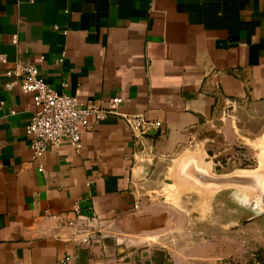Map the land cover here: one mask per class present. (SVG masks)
Listing matches in <instances>:
<instances>
[{
    "label": "crops",
    "instance_id": "1",
    "mask_svg": "<svg viewBox=\"0 0 264 264\" xmlns=\"http://www.w3.org/2000/svg\"><path fill=\"white\" fill-rule=\"evenodd\" d=\"M0 56V264H220L227 177L256 173L219 172L199 133L236 143L231 113L264 106V0H0ZM18 59L118 113L35 159ZM136 113L163 125L136 138Z\"/></svg>",
    "mask_w": 264,
    "mask_h": 264
},
{
    "label": "rangeland",
    "instance_id": "2",
    "mask_svg": "<svg viewBox=\"0 0 264 264\" xmlns=\"http://www.w3.org/2000/svg\"><path fill=\"white\" fill-rule=\"evenodd\" d=\"M231 115L239 128L236 143L228 144L222 133L208 125L200 130L199 136L208 139V151L219 172L231 175L240 168L250 169L256 177L261 175L262 184L257 187L228 185L226 231L212 230L209 237L226 239V253L218 260L220 264H264V175L261 174L264 146L260 149L250 141L264 134V106L248 103Z\"/></svg>",
    "mask_w": 264,
    "mask_h": 264
},
{
    "label": "built area",
    "instance_id": "3",
    "mask_svg": "<svg viewBox=\"0 0 264 264\" xmlns=\"http://www.w3.org/2000/svg\"><path fill=\"white\" fill-rule=\"evenodd\" d=\"M0 60L6 61L3 56ZM5 74L8 87L18 83L23 92L33 94L34 110L25 135L35 159L41 158L50 147L64 144L81 147L84 134L95 129L108 115L117 114L123 102L121 96H116L107 108L95 102L82 104L77 97L55 90L42 77L38 66L28 59H18ZM124 119L136 138L145 136L151 129L158 131L163 125L142 113L124 115Z\"/></svg>",
    "mask_w": 264,
    "mask_h": 264
},
{
    "label": "water",
    "instance_id": "4",
    "mask_svg": "<svg viewBox=\"0 0 264 264\" xmlns=\"http://www.w3.org/2000/svg\"><path fill=\"white\" fill-rule=\"evenodd\" d=\"M157 132V130L156 129H151V130H148V131H146V135H154L155 133ZM254 172V171H253ZM256 174H240V175H236V176H233V178H228L227 177V179L229 180L228 181V183L230 182V183H241V185L240 186H242L243 185V179H245V178H247V177H251V178H255L256 176H255ZM255 176V177H254ZM234 177H236V178H234ZM237 186H239V185H237ZM252 186V185H251ZM218 219H217V217L215 218V221H217ZM213 224V223H212ZM214 225V224H213ZM212 227V226H211ZM214 227V226H213ZM226 227H227V223H226Z\"/></svg>",
    "mask_w": 264,
    "mask_h": 264
},
{
    "label": "bare ground",
    "instance_id": "5",
    "mask_svg": "<svg viewBox=\"0 0 264 264\" xmlns=\"http://www.w3.org/2000/svg\"><path fill=\"white\" fill-rule=\"evenodd\" d=\"M260 179H261V175H257V177L255 178H251V177H247L245 179H243V185H248V186H259L260 184H262L260 182Z\"/></svg>",
    "mask_w": 264,
    "mask_h": 264
}]
</instances>
